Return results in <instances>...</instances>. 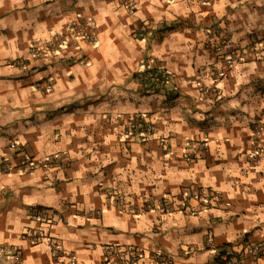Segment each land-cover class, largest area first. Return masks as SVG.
<instances>
[{
  "label": "crops",
  "instance_id": "obj_1",
  "mask_svg": "<svg viewBox=\"0 0 264 264\" xmlns=\"http://www.w3.org/2000/svg\"><path fill=\"white\" fill-rule=\"evenodd\" d=\"M80 19L95 41L31 54ZM240 51L251 56L229 66ZM145 63L167 67L172 83L138 87ZM257 121L264 0H0V167L16 162L11 141L37 161L31 173H0V247L18 248L19 264H120L108 262L111 245L142 247L139 264H154V251L172 264H218L226 246L264 239ZM199 189L218 197H186ZM163 198L167 212L146 205ZM33 207L54 218L56 252L23 236L39 225Z\"/></svg>",
  "mask_w": 264,
  "mask_h": 264
},
{
  "label": "built area",
  "instance_id": "obj_2",
  "mask_svg": "<svg viewBox=\"0 0 264 264\" xmlns=\"http://www.w3.org/2000/svg\"><path fill=\"white\" fill-rule=\"evenodd\" d=\"M126 6L130 11L134 9V1L126 3ZM92 24L89 20L80 19L67 26L64 33L54 35L51 39L47 40L43 45L33 42L30 45V52L34 56L41 59H50L55 55H59L63 48L68 45L79 47L81 41H95V37L90 35ZM147 33L145 26L140 27L136 33L137 38L144 39ZM255 53V49L253 50ZM251 56L249 52L240 51V55L236 52L228 58L229 66H233L237 61L246 60V56ZM136 85L142 88L149 87L150 90L166 89L167 85L173 81L172 72L162 64L158 63H145L143 68L138 71L134 77ZM47 91H50L51 81L48 80ZM213 91L216 88L211 89ZM131 127H141L146 133L151 130V125L143 123L141 121L133 120ZM264 123L257 121L252 126V150L250 157L252 160L257 161L264 154ZM204 146V145H203ZM9 148L14 151L17 156L16 162L6 161L0 167V173H10L13 170L21 173H31L37 168V161H35L30 155L27 154L25 149L17 141H11ZM52 159L45 160L47 166L51 163ZM186 197L197 198L203 202H209L216 200L218 194L213 191L204 192L202 190L189 191ZM150 208H161L167 212L171 209L172 202L166 198H163L160 202L149 201L146 204ZM31 218L39 221V225L35 227H29L23 233L30 242L38 244L42 241H46L49 250L56 252L58 250V243L56 238L51 233V228L55 225V220L49 214V210L41 207H33L30 213ZM212 236H209L208 242H212ZM111 250V257L108 258V262L120 264H139L145 257L146 251L137 245H111L107 247ZM150 258L154 264H172V259L166 253L160 251H154L150 254ZM261 258H264V239L257 242H246L243 249L235 250L232 246H226L223 248L218 256L216 262L218 264H249V260L253 263H258ZM0 259H9V264H19L21 259V251L18 248L7 249L6 247H0Z\"/></svg>",
  "mask_w": 264,
  "mask_h": 264
}]
</instances>
